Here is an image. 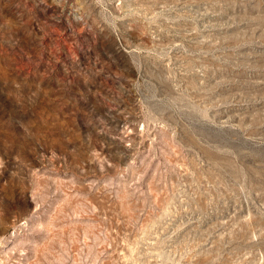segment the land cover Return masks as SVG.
Returning <instances> with one entry per match:
<instances>
[{"label":"rangeland","instance_id":"rangeland-1","mask_svg":"<svg viewBox=\"0 0 264 264\" xmlns=\"http://www.w3.org/2000/svg\"><path fill=\"white\" fill-rule=\"evenodd\" d=\"M0 264H264V0H0Z\"/></svg>","mask_w":264,"mask_h":264}]
</instances>
